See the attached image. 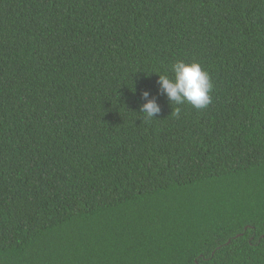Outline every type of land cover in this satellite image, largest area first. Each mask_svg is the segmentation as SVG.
Here are the masks:
<instances>
[{
  "label": "trees",
  "instance_id": "1",
  "mask_svg": "<svg viewBox=\"0 0 264 264\" xmlns=\"http://www.w3.org/2000/svg\"><path fill=\"white\" fill-rule=\"evenodd\" d=\"M0 264H264V0H0Z\"/></svg>",
  "mask_w": 264,
  "mask_h": 264
},
{
  "label": "clouds",
  "instance_id": "2",
  "mask_svg": "<svg viewBox=\"0 0 264 264\" xmlns=\"http://www.w3.org/2000/svg\"><path fill=\"white\" fill-rule=\"evenodd\" d=\"M172 75H158V92L167 97L175 105L191 104L197 109L206 107L211 102L210 93L213 85L209 74L197 62L178 60L171 66ZM144 103L140 112L146 119L155 118L161 112V106L149 90L141 92ZM180 107H176L174 114L179 117Z\"/></svg>",
  "mask_w": 264,
  "mask_h": 264
}]
</instances>
